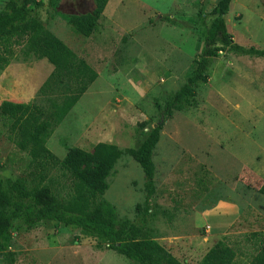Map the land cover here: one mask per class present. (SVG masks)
Segmentation results:
<instances>
[{
  "label": "rangeland",
  "instance_id": "1",
  "mask_svg": "<svg viewBox=\"0 0 264 264\" xmlns=\"http://www.w3.org/2000/svg\"><path fill=\"white\" fill-rule=\"evenodd\" d=\"M10 1L0 0V13ZM36 1L43 5L31 6L33 16L99 74L48 148L62 160L70 148L118 146L124 155L105 198L119 220L139 223L148 195L144 144L163 124L143 237L183 264H199L219 239L217 226L230 219L219 210L226 203L236 209L237 220L219 240L236 250V264L263 258L264 58H215L209 81L196 89L195 105L163 119L165 107L196 68L213 20L206 15L219 0H110L90 37L76 33L63 15L90 14L96 0H59L57 6ZM225 20L235 43L264 50V0H233ZM16 54L19 59L0 70V105L33 101L53 71L46 59L25 62L20 49ZM8 134L0 114V177L8 185L26 179L31 188V158ZM47 183L58 191L69 185L60 169L50 172ZM12 232L15 264H137L80 229L54 221L28 228L19 220Z\"/></svg>",
  "mask_w": 264,
  "mask_h": 264
},
{
  "label": "trees",
  "instance_id": "2",
  "mask_svg": "<svg viewBox=\"0 0 264 264\" xmlns=\"http://www.w3.org/2000/svg\"><path fill=\"white\" fill-rule=\"evenodd\" d=\"M110 0H96L95 10L85 15H63L76 33L90 37L97 28ZM57 6L59 0H52ZM233 0H219L206 15L213 20L206 27L205 44L196 68L187 83L163 111L164 121L175 112L193 107L196 89L209 81V69L215 58L226 54L263 57L264 50L238 45L229 33L225 16ZM42 1L11 0L0 13V70L14 59H46L54 69L41 85L36 98L29 103L3 101L2 120L8 126V138L31 158L35 184L29 188L26 179L6 184L0 177V264H15L11 250L14 245L13 223L22 220L28 228L54 221L80 229L126 259L137 264H183L153 239L144 238L150 216L151 195L155 185L154 152L160 141L163 124L148 135L144 144L148 195L139 223L119 220L115 207L105 194L111 177L124 151L110 143H99L93 151L70 148L60 160L47 146L49 139L91 86L99 74L64 41L53 34L32 14V5ZM60 169L69 185L60 191L44 184L50 172ZM39 180V181H38ZM38 181V182H37ZM264 195V182L259 189ZM236 250L224 239L215 243L199 264H236ZM252 264H264V257Z\"/></svg>",
  "mask_w": 264,
  "mask_h": 264
},
{
  "label": "crops",
  "instance_id": "3",
  "mask_svg": "<svg viewBox=\"0 0 264 264\" xmlns=\"http://www.w3.org/2000/svg\"><path fill=\"white\" fill-rule=\"evenodd\" d=\"M53 66V65H52ZM54 69V67L52 68V70ZM50 76V75H49ZM47 80V79H46ZM45 80V81H46ZM219 210H223V212L222 213H225V215L226 214H229V215H227V216H230V219H229V221H226L225 223H220L218 226H217V231L219 232L218 233V238L220 239V237L223 235V234H226L227 233V231H228V229H230V227H231V225H233V223H235V221L237 220V218H236V209L234 208V206H232V205H229V204H226V203H222V204H220L219 205ZM215 213H220V212H215ZM232 217H233V221L234 222H232L231 220H232ZM235 218V219H234ZM206 222V221H205ZM206 223H208V222H206ZM209 224V226H210V230H212L213 229V226H211V224L210 223H208ZM218 239V240H219ZM217 240V241H218ZM216 242V241H215Z\"/></svg>",
  "mask_w": 264,
  "mask_h": 264
},
{
  "label": "water",
  "instance_id": "4",
  "mask_svg": "<svg viewBox=\"0 0 264 264\" xmlns=\"http://www.w3.org/2000/svg\"><path fill=\"white\" fill-rule=\"evenodd\" d=\"M157 126H155L154 128H156Z\"/></svg>",
  "mask_w": 264,
  "mask_h": 264
}]
</instances>
